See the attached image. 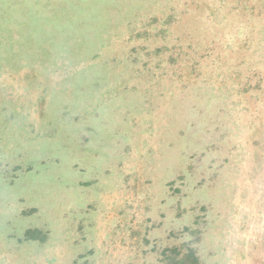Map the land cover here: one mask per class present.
<instances>
[{"label":"rangeland","instance_id":"1","mask_svg":"<svg viewBox=\"0 0 264 264\" xmlns=\"http://www.w3.org/2000/svg\"><path fill=\"white\" fill-rule=\"evenodd\" d=\"M264 264V0H0V264Z\"/></svg>","mask_w":264,"mask_h":264},{"label":"trees","instance_id":"2","mask_svg":"<svg viewBox=\"0 0 264 264\" xmlns=\"http://www.w3.org/2000/svg\"><path fill=\"white\" fill-rule=\"evenodd\" d=\"M180 253H176L175 257H173L172 264H201L198 256L194 252L192 248H189L188 251L184 252L179 258Z\"/></svg>","mask_w":264,"mask_h":264}]
</instances>
